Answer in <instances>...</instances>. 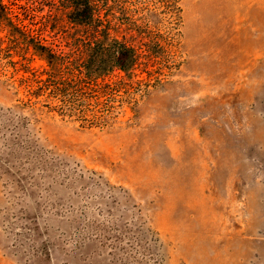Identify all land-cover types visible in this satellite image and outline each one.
<instances>
[{
  "label": "rangeland",
  "instance_id": "obj_1",
  "mask_svg": "<svg viewBox=\"0 0 264 264\" xmlns=\"http://www.w3.org/2000/svg\"><path fill=\"white\" fill-rule=\"evenodd\" d=\"M98 1L140 59L93 125L0 9V264H264V0ZM2 2L78 61L65 1Z\"/></svg>",
  "mask_w": 264,
  "mask_h": 264
},
{
  "label": "trees",
  "instance_id": "obj_2",
  "mask_svg": "<svg viewBox=\"0 0 264 264\" xmlns=\"http://www.w3.org/2000/svg\"><path fill=\"white\" fill-rule=\"evenodd\" d=\"M62 1L66 2L64 7L70 22L85 32L80 44L82 46L77 50L79 58L76 63L57 58L56 53L44 46L38 37L25 26L21 27L22 19L19 16H15L17 23L14 24L9 17V9L4 11L6 7L2 0L0 9L4 12L2 18L21 34L27 50L32 47L36 54L44 57L42 59L49 67L44 72L45 78L32 73L33 86L28 91L30 98H44L45 102L50 103L51 110L67 109L69 116L93 125L96 121H104L106 113L110 111L101 106L104 100L111 101L116 93L108 80L111 73L115 70L128 71L139 64L140 58L130 44L115 37L118 30L110 19L109 12L113 14L110 6H102L98 0ZM108 1L105 0V4Z\"/></svg>",
  "mask_w": 264,
  "mask_h": 264
}]
</instances>
